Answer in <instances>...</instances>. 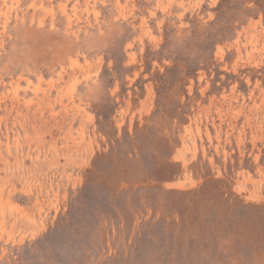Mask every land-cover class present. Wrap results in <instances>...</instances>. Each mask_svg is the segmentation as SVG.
<instances>
[{"label":"rangeland","instance_id":"obj_1","mask_svg":"<svg viewBox=\"0 0 264 264\" xmlns=\"http://www.w3.org/2000/svg\"><path fill=\"white\" fill-rule=\"evenodd\" d=\"M220 2L0 0V264H162L171 210L264 219V14L212 43ZM171 56L209 62L159 112Z\"/></svg>","mask_w":264,"mask_h":264},{"label":"trees","instance_id":"obj_2","mask_svg":"<svg viewBox=\"0 0 264 264\" xmlns=\"http://www.w3.org/2000/svg\"><path fill=\"white\" fill-rule=\"evenodd\" d=\"M234 2L235 0H221L219 3L217 9L219 10V15L214 22V25L217 28L215 32H209V37L212 36V39L207 40L210 42L216 43L232 36L236 31L234 18L242 20L243 16L251 15L253 12H261L264 14V0H240V3H242V5H240V9L228 8V6ZM252 2H255L254 7L246 6ZM227 9L234 11V18H230V24L226 21L223 22L222 16H220V13L225 12ZM171 58L174 61V65L171 68H168V72H174L175 77H169L167 75L168 73H165L160 76H156L155 79L158 95L157 103L159 106L157 111L159 112L161 110V106H163L166 101V96L168 95L167 91L177 85V76H179V73L189 76L188 78H190L195 75L200 68L204 67L201 65L202 62L206 64L209 62V59L205 56H202L201 58H198V60L196 59L194 61L190 60V58L182 59L178 56H171ZM117 60L118 59H116V61ZM186 95L188 96V93H186ZM160 158L166 159L167 156L163 154ZM151 165L152 164H145V167L148 169L147 171L151 170ZM150 173H152V170ZM140 189L141 187L139 190ZM155 208L157 211L159 210L157 206H155ZM234 210L235 211H232L234 214L236 211H240L236 208H234ZM243 212L249 211L244 209ZM234 214H227L225 212L215 210L201 211L199 209L182 210L181 208H176L171 210L169 222L166 216L162 215V217L156 220L158 223L160 222L162 229L166 230V235L162 239L161 244V258L163 259L162 264H173L175 256L177 257L180 255L183 257L185 254L187 255L186 260L192 256H198L201 264H216L218 256L223 257V259L229 264H237L238 262L236 259L239 260V263L243 264H258L259 261L254 256L244 258L243 255H247L245 254L247 248L257 247L256 249H258L259 247V255L261 252H264V219H254L252 223L249 224L250 226L242 228V225L238 224V217ZM114 217L119 223H122V218L119 214L116 213ZM156 217L157 215H153V219ZM184 232H192L195 236H192L189 240H187L181 237V234ZM206 232L213 234V236H210L211 242L207 252L200 248L202 241L206 244L208 242H206L207 235L203 234ZM219 232L221 233L220 235L218 234ZM200 233L203 235L200 236ZM214 236H216V241H213V238L215 239ZM177 253L179 254L177 255ZM192 263L195 264L194 262Z\"/></svg>","mask_w":264,"mask_h":264}]
</instances>
